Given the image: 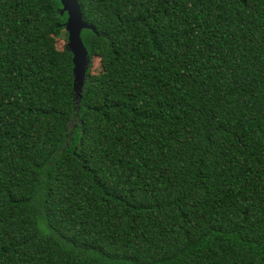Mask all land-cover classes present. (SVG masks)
Here are the masks:
<instances>
[{"label":"trees","instance_id":"1","mask_svg":"<svg viewBox=\"0 0 264 264\" xmlns=\"http://www.w3.org/2000/svg\"><path fill=\"white\" fill-rule=\"evenodd\" d=\"M0 0V264H264V0Z\"/></svg>","mask_w":264,"mask_h":264},{"label":"water","instance_id":"2","mask_svg":"<svg viewBox=\"0 0 264 264\" xmlns=\"http://www.w3.org/2000/svg\"><path fill=\"white\" fill-rule=\"evenodd\" d=\"M60 13H66L65 31L67 33V50L72 54L73 63V92L81 98L82 89L86 80L90 57L81 39L83 30H92L93 26L87 24L82 17L77 0H59Z\"/></svg>","mask_w":264,"mask_h":264},{"label":"rangeland","instance_id":"3","mask_svg":"<svg viewBox=\"0 0 264 264\" xmlns=\"http://www.w3.org/2000/svg\"><path fill=\"white\" fill-rule=\"evenodd\" d=\"M52 43L59 50L63 49L67 45V41H65L63 38L55 39L52 41ZM89 69L92 74H98L100 72L99 60L95 58L92 60L91 63V59H90L88 70Z\"/></svg>","mask_w":264,"mask_h":264}]
</instances>
